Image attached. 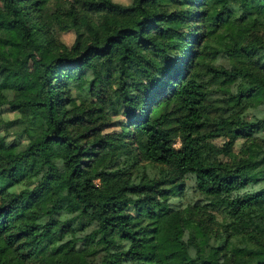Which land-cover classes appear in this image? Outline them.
<instances>
[{"label":"trees","instance_id":"trees-1","mask_svg":"<svg viewBox=\"0 0 264 264\" xmlns=\"http://www.w3.org/2000/svg\"><path fill=\"white\" fill-rule=\"evenodd\" d=\"M52 17L71 45L55 42ZM262 72L264 0H0V106L19 112L26 139L0 151V264H238L242 247L264 264V211L242 232L223 221L264 202V82H241ZM73 88L118 105L136 153L102 150L98 105ZM35 155L34 184L17 190ZM140 157L188 181L178 206L157 211L160 180L131 169Z\"/></svg>","mask_w":264,"mask_h":264},{"label":"rangeland","instance_id":"rangeland-1","mask_svg":"<svg viewBox=\"0 0 264 264\" xmlns=\"http://www.w3.org/2000/svg\"><path fill=\"white\" fill-rule=\"evenodd\" d=\"M121 3H129L130 0H115ZM51 4L50 6H52ZM60 19L66 20L69 23L72 18L69 15L59 14L57 16ZM52 20V29L51 33L53 37L56 39L55 42H63L67 45H71V43L75 39V32L73 29H62L60 28V23L54 17ZM218 41L222 45H230L233 42V37L230 34H222ZM217 41V42H218ZM218 62L224 65L226 68L232 69L235 66V63L227 58L220 57ZM35 67L33 60L29 59L24 65L21 67V75L23 78L30 82L34 79ZM259 81L264 82V72L258 77L254 75H246L242 78L241 82L245 85L256 84ZM72 92L79 97L78 100H84L86 104H97V109L94 111V115H96V120L93 123L92 129L90 132L95 134L96 136L102 135L104 138L102 144V150L111 153H117L121 156L127 155L129 152L136 153L133 151V142L130 136L123 130V115L121 113L118 105L110 104V106H101L98 103V99L96 95L89 94L86 89L79 90L76 88L72 89ZM214 100L216 103L224 104L223 95L219 91L213 92ZM248 105L255 106L258 104L259 99L256 96H252L247 99ZM219 111H224L222 107H219V110L213 112V114L218 115L221 114ZM19 112L17 110H13L9 107L7 103H4L0 106V132L5 135V142L0 147V151L8 154L13 150L20 148L23 143L26 142V139L20 133V127L18 124L12 122L19 116ZM264 134V133H263ZM224 140V137H217L215 141L218 144H221ZM243 138H238L233 146L235 150H239L241 144L243 142ZM179 144V140L175 141V145ZM260 144L264 146V140L260 141ZM137 162L134 163L131 167L133 171H136L139 174H144L147 177L158 178L160 181L158 182V192L156 193V200L153 201V205L157 209V211L166 212L169 210V207H176L180 204L178 199L179 197V184L183 181L184 184H187V180L184 177H173L171 175V169L166 167V165L149 162L148 160L140 157L137 158ZM41 155H35L32 159L23 161L20 165L18 174L20 176L19 181L14 186L17 190L25 187L32 186L36 180V170L37 167L41 163ZM183 197V196H181ZM186 197V195H185ZM184 197V198H185ZM187 198V197H186ZM188 199H184L186 201ZM264 211V202L260 205L252 206L248 208L245 214L238 220H235L231 215H226L223 217V221L227 224L230 231L242 232L244 230H250L257 227V224L254 222L253 215L258 212ZM148 247L152 249L153 244H148ZM257 253L253 250H248L245 248H240L236 253V260L238 264H250V262L254 259ZM93 256V255H92ZM96 264L100 262V255L91 258ZM164 264V263H162Z\"/></svg>","mask_w":264,"mask_h":264}]
</instances>
